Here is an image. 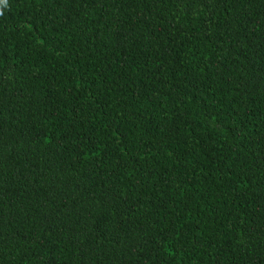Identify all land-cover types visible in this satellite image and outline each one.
Masks as SVG:
<instances>
[{
	"label": "trees",
	"instance_id": "16d2710c",
	"mask_svg": "<svg viewBox=\"0 0 264 264\" xmlns=\"http://www.w3.org/2000/svg\"><path fill=\"white\" fill-rule=\"evenodd\" d=\"M0 264H264V0H0Z\"/></svg>",
	"mask_w": 264,
	"mask_h": 264
}]
</instances>
